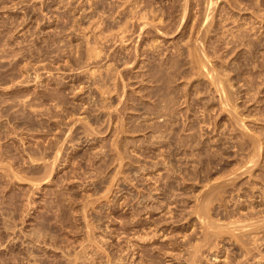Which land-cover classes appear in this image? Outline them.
<instances>
[{
  "label": "rangeland",
  "instance_id": "1",
  "mask_svg": "<svg viewBox=\"0 0 264 264\" xmlns=\"http://www.w3.org/2000/svg\"><path fill=\"white\" fill-rule=\"evenodd\" d=\"M70 263L264 264V0H0V264Z\"/></svg>",
  "mask_w": 264,
  "mask_h": 264
},
{
  "label": "bare ground",
  "instance_id": "2",
  "mask_svg": "<svg viewBox=\"0 0 264 264\" xmlns=\"http://www.w3.org/2000/svg\"><path fill=\"white\" fill-rule=\"evenodd\" d=\"M211 6H212V5H211ZM209 10H210V9H209ZM134 12H135V11H134ZM134 12H133V13H134ZM136 14H137V13H136ZM142 17H143V16H142ZM208 17H209V16H208ZM184 18H185V17H184ZM142 19H143V18H142ZM138 20H139V19H138ZM146 23H147V22H146ZM146 23H145V24H146ZM185 25H186V24H185ZM143 26H144V25H143ZM147 26H148V25H147ZM125 27H126V26H125ZM155 27H156V26H155ZM146 28H147V27H146ZM158 28H159V27H158ZM148 29H149V27H148ZM124 30H125V29H124ZM160 30H161V29H160ZM123 34H124V32H123ZM2 163H3V162H2ZM2 163H1V164H2ZM6 167H7V166H6ZM8 168L10 169V167H8ZM200 211H201V210H200ZM204 212H205V211H204ZM199 213H200V212H199ZM199 213H198V214H199ZM205 213H206V212H205ZM208 214H209V213H208ZM200 215H201V213H200ZM206 216H207V215H206ZM209 216H210V215H209ZM209 216H208V217H209ZM198 217H199V215H198ZM200 217H201V216H200ZM201 218H202V217H201ZM205 218H207V217H205ZM202 221H203V220H202ZM205 221H206V220H205ZM206 223H207V222H206ZM208 223H209V222H208ZM208 223H207V224H208ZM209 224H210V223H209ZM212 226H213V225H212ZM247 226H248V225H247ZM206 230H207V229H206ZM204 233H205V231H204ZM207 237H208V236H207ZM207 237H206V238H207ZM204 238H205V237H204ZM210 240H211V239H210ZM202 245H203V244H202ZM197 249H198V248H196L195 250H197ZM76 258H77V257H76ZM211 258H212V257H211ZM193 260H195V258H194ZM70 264H71V263H70ZM73 264H75V263H73Z\"/></svg>",
  "mask_w": 264,
  "mask_h": 264
}]
</instances>
